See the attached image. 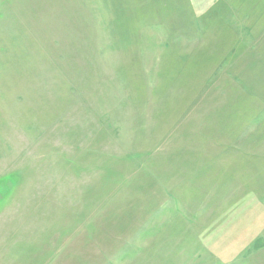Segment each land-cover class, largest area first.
<instances>
[{"label":"rangeland","instance_id":"374dc122","mask_svg":"<svg viewBox=\"0 0 264 264\" xmlns=\"http://www.w3.org/2000/svg\"><path fill=\"white\" fill-rule=\"evenodd\" d=\"M0 264H264V0H0Z\"/></svg>","mask_w":264,"mask_h":264}]
</instances>
